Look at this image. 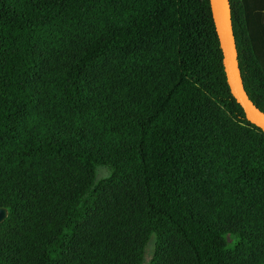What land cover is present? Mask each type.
Here are the masks:
<instances>
[{"label":"trees","instance_id":"16d2710c","mask_svg":"<svg viewBox=\"0 0 264 264\" xmlns=\"http://www.w3.org/2000/svg\"><path fill=\"white\" fill-rule=\"evenodd\" d=\"M229 5L264 113V0ZM222 60L209 0H0V264H143L151 239L148 264H264V133Z\"/></svg>","mask_w":264,"mask_h":264},{"label":"water","instance_id":"95a60500","mask_svg":"<svg viewBox=\"0 0 264 264\" xmlns=\"http://www.w3.org/2000/svg\"><path fill=\"white\" fill-rule=\"evenodd\" d=\"M209 3L230 93L242 108L247 121L264 133V113L251 103L243 87L237 61L229 0H209ZM6 217L7 210L0 208V224Z\"/></svg>","mask_w":264,"mask_h":264},{"label":"rangeland","instance_id":"374dc122","mask_svg":"<svg viewBox=\"0 0 264 264\" xmlns=\"http://www.w3.org/2000/svg\"><path fill=\"white\" fill-rule=\"evenodd\" d=\"M109 172L105 169V167L97 166L95 168V180H103L108 176ZM229 239V238H228ZM153 251V239H151L145 246V256L143 264H148L150 257Z\"/></svg>","mask_w":264,"mask_h":264}]
</instances>
